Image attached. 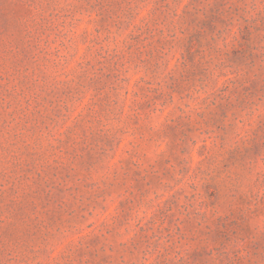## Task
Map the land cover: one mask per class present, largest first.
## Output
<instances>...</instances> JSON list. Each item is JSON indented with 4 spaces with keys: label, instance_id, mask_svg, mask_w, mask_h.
<instances>
[{
    "label": "rangeland",
    "instance_id": "1",
    "mask_svg": "<svg viewBox=\"0 0 264 264\" xmlns=\"http://www.w3.org/2000/svg\"><path fill=\"white\" fill-rule=\"evenodd\" d=\"M0 264H264V0H0Z\"/></svg>",
    "mask_w": 264,
    "mask_h": 264
}]
</instances>
